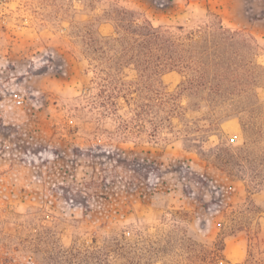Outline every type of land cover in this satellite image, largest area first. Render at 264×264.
Instances as JSON below:
<instances>
[{"label":"rangeland","instance_id":"rangeland-1","mask_svg":"<svg viewBox=\"0 0 264 264\" xmlns=\"http://www.w3.org/2000/svg\"><path fill=\"white\" fill-rule=\"evenodd\" d=\"M116 8L155 27L214 14L255 39L264 66V0H0V257L26 262L11 248L48 231L64 247L124 238L143 264H213L206 251L264 264V89L249 129L242 100L209 108L202 93H181L178 117L111 104L84 41L114 35ZM181 81L162 76L170 93Z\"/></svg>","mask_w":264,"mask_h":264},{"label":"trees","instance_id":"trees-1","mask_svg":"<svg viewBox=\"0 0 264 264\" xmlns=\"http://www.w3.org/2000/svg\"><path fill=\"white\" fill-rule=\"evenodd\" d=\"M209 16L215 21L191 28L155 27L133 10H112L108 20L115 25L114 35L104 38L98 34L84 41L85 47L92 50L84 57L93 64L98 96L111 104L118 99L139 103L140 112L135 114L138 118L148 116L153 104L167 116H181L184 108L180 96L186 92L195 96L202 93L200 98L209 108L242 100L249 107L239 109L237 114L247 116L248 123L243 122L242 127L249 129L251 120L261 115L254 104L259 103V92L264 89V66L256 63L255 39L243 30L225 28L218 16ZM125 70L134 76L128 79ZM167 72L181 75L178 92L166 90L162 76ZM128 247L124 238L113 239L105 247H64L47 231L28 245L11 248L12 253L29 252L26 262L16 260L9 252L0 257V264H110L111 254L122 258L123 264H143L139 256L135 261L128 259ZM206 254H211L213 264H220L216 252ZM187 257L189 264H194V256Z\"/></svg>","mask_w":264,"mask_h":264},{"label":"built area","instance_id":"built-area-1","mask_svg":"<svg viewBox=\"0 0 264 264\" xmlns=\"http://www.w3.org/2000/svg\"><path fill=\"white\" fill-rule=\"evenodd\" d=\"M18 103H19V101H18Z\"/></svg>","mask_w":264,"mask_h":264}]
</instances>
